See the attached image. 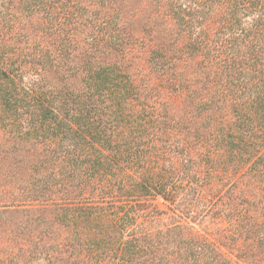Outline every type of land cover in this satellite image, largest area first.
<instances>
[{
	"label": "trees",
	"instance_id": "obj_1",
	"mask_svg": "<svg viewBox=\"0 0 264 264\" xmlns=\"http://www.w3.org/2000/svg\"><path fill=\"white\" fill-rule=\"evenodd\" d=\"M154 1L0 0V129L45 145L0 264H264V0Z\"/></svg>",
	"mask_w": 264,
	"mask_h": 264
},
{
	"label": "rangeland",
	"instance_id": "obj_2",
	"mask_svg": "<svg viewBox=\"0 0 264 264\" xmlns=\"http://www.w3.org/2000/svg\"><path fill=\"white\" fill-rule=\"evenodd\" d=\"M116 5L119 8L122 20L130 24L134 31L142 30L155 16L156 2L154 0H117ZM80 83L79 79L78 83L74 81L73 85L78 88ZM13 136V134L3 132L0 129V142L4 141L11 151L5 158H2L0 153L1 255L8 253L12 245H16L18 241L24 239V236L20 233V224L27 225L28 229L33 232L43 229L41 220L37 219L39 215L41 216V200H27L26 203H30V201L34 203L31 208L35 210L24 211L28 206H18L17 203L20 204L22 202H14L13 199L17 195H19L17 200L23 199L21 196L23 193L22 189L24 184L29 181L34 179L41 184V177L45 175V172L39 165L40 161L38 159L44 156L45 145L41 142H36L35 145H32L30 141L19 142V139ZM3 182H8L9 186L3 187ZM154 203L160 208H165L166 204H168L161 196H158ZM8 204L11 205L7 206ZM194 225L197 231L217 241L213 233L214 223H200L197 220Z\"/></svg>",
	"mask_w": 264,
	"mask_h": 264
}]
</instances>
